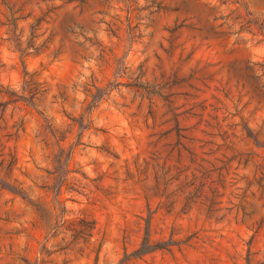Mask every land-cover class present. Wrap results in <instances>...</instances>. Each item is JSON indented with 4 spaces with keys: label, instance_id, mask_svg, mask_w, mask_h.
Segmentation results:
<instances>
[{
    "label": "rangeland",
    "instance_id": "374dc122",
    "mask_svg": "<svg viewBox=\"0 0 264 264\" xmlns=\"http://www.w3.org/2000/svg\"><path fill=\"white\" fill-rule=\"evenodd\" d=\"M0 90V264H264V0H0Z\"/></svg>",
    "mask_w": 264,
    "mask_h": 264
},
{
    "label": "trees",
    "instance_id": "16d2710c",
    "mask_svg": "<svg viewBox=\"0 0 264 264\" xmlns=\"http://www.w3.org/2000/svg\"><path fill=\"white\" fill-rule=\"evenodd\" d=\"M11 19L13 21L12 24H14V26H16L15 20L17 21V19H19V18H17V17L15 18L14 14H12ZM17 45H18L17 47H18L19 51L22 54H24L25 49L22 48V44L20 45V42H19ZM0 92H2V91L0 90ZM36 94H37V92H34L33 94L30 95V97L24 96L21 98V100L32 105V106H36V102H35ZM93 97H94L93 101H95L96 97L95 96H93ZM64 139L65 138L59 139L58 143L60 144V142L64 141ZM60 151L64 152V148L60 147ZM70 159H71V154H70V156H68V158L66 160H63L62 157H59V155H57V158H55V161L57 162L59 167H62L63 165L68 166ZM3 161H4V159H3ZM15 164H16V160L13 158H11V160L8 161L7 166L5 168L6 169V176H7L6 178L8 179V181L5 180V184L0 183V190L8 192L11 195H13L14 198H19L22 201H24L27 205H30L34 209L35 213H37L40 216L41 220H45L48 217H49L50 221L53 219L54 220L56 219L57 222H56L53 229H58L59 227H61L62 225L59 223L60 222L59 216H61V215H62V217L64 216V214L66 212V207L61 206V207L57 208L55 206V210L57 212H58V210H60V213L58 212L57 218H54L53 211H51L50 208H47L45 203H43V202L38 203V202H35L34 200H32L30 198L31 196H30L27 188L22 183H19L16 178H11V176L9 175L13 172ZM61 171L62 170L59 168L58 172L60 174L62 173ZM60 191H61V188L58 191V194H57L58 196L60 194ZM58 203L61 204L60 201H58ZM83 225H85V223ZM84 230H85V228L83 230H81L80 232L83 233ZM166 247L167 246H154L150 243L148 227H147V234L143 240L142 246L135 252L134 255L136 258H139L145 254L154 252L158 249H165Z\"/></svg>",
    "mask_w": 264,
    "mask_h": 264
}]
</instances>
